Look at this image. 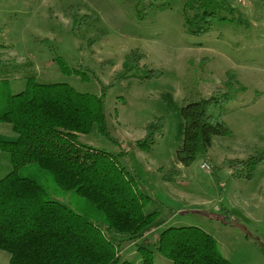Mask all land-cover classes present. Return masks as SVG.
Returning <instances> with one entry per match:
<instances>
[{"label": "rangeland", "instance_id": "obj_1", "mask_svg": "<svg viewBox=\"0 0 264 264\" xmlns=\"http://www.w3.org/2000/svg\"><path fill=\"white\" fill-rule=\"evenodd\" d=\"M198 1L214 14L201 35L187 31L189 0H0V79L13 93L27 81L104 92L107 130L117 142L96 124L78 141L114 158L147 196L144 211L157 210L162 220L143 239L122 244L123 260L142 264L147 249L152 264H172L155 247L160 232L196 225L231 264H264V158L247 180L233 178L223 162L264 156V0ZM134 54L142 58L125 71ZM228 70L236 84H226ZM219 86L229 95L223 120L230 133L213 135L206 153L181 165V108ZM159 120L162 131L151 146L137 147L135 140ZM1 124L0 139H13L10 126ZM170 163L178 174L164 181ZM8 164L0 177L10 171ZM22 174L36 177L52 198L80 211L86 207L49 173L34 166ZM0 264H10L6 251L0 250Z\"/></svg>", "mask_w": 264, "mask_h": 264}, {"label": "trees", "instance_id": "obj_2", "mask_svg": "<svg viewBox=\"0 0 264 264\" xmlns=\"http://www.w3.org/2000/svg\"><path fill=\"white\" fill-rule=\"evenodd\" d=\"M189 2L193 16L186 20L187 31L206 33L205 24L214 14L198 0ZM193 23L200 25L194 29ZM141 58L140 54L128 58L125 71ZM226 78V84L237 83L233 71L228 70ZM228 98L225 87L219 86L209 97L181 108L183 139L176 152L181 165L206 153L213 135L230 133L223 120ZM103 107L104 92L97 96L65 83L27 81L25 89L13 93L7 80L0 79V125L6 123L15 134L13 139H0V153L7 154L11 166L0 177V250L9 253L10 264H134L121 258L122 244L143 239L161 225L157 210L144 211L148 198L125 169L108 153L78 141V134L88 133L96 124L102 135L117 142L107 130ZM161 131V120L148 125L135 145L151 146ZM263 158L259 154L223 162L233 178L247 180ZM34 166L49 173L60 189L82 197L86 207L80 211L52 198L36 177L22 174ZM177 174L170 163L163 179L172 181ZM155 247L172 264H231L212 235L196 225L163 229ZM142 252V264H152L150 251Z\"/></svg>", "mask_w": 264, "mask_h": 264}, {"label": "crops", "instance_id": "obj_3", "mask_svg": "<svg viewBox=\"0 0 264 264\" xmlns=\"http://www.w3.org/2000/svg\"><path fill=\"white\" fill-rule=\"evenodd\" d=\"M0 128H1V126H0ZM0 158L2 159V163H0V170H2V169L7 165L8 160H7V158L4 157L3 155H1ZM8 166H9V165H8ZM8 166H7V167H8ZM7 167H6V168H7Z\"/></svg>", "mask_w": 264, "mask_h": 264}, {"label": "built area", "instance_id": "obj_4", "mask_svg": "<svg viewBox=\"0 0 264 264\" xmlns=\"http://www.w3.org/2000/svg\"><path fill=\"white\" fill-rule=\"evenodd\" d=\"M202 167H203L204 169H209V167H208L207 165H205V164H203Z\"/></svg>", "mask_w": 264, "mask_h": 264}]
</instances>
